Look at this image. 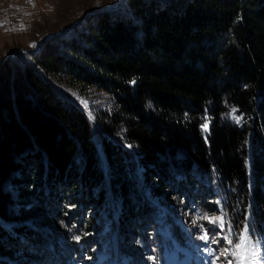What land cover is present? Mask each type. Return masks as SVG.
Instances as JSON below:
<instances>
[{
	"label": "trees",
	"instance_id": "1",
	"mask_svg": "<svg viewBox=\"0 0 264 264\" xmlns=\"http://www.w3.org/2000/svg\"><path fill=\"white\" fill-rule=\"evenodd\" d=\"M84 14L0 54V264L81 259L80 242L91 253L114 233L124 256L160 252L163 224L184 236L174 216L193 229L190 206L205 224L221 214L234 242L261 240L264 0ZM89 90L106 104L82 107Z\"/></svg>",
	"mask_w": 264,
	"mask_h": 264
},
{
	"label": "rangeland",
	"instance_id": "2",
	"mask_svg": "<svg viewBox=\"0 0 264 264\" xmlns=\"http://www.w3.org/2000/svg\"><path fill=\"white\" fill-rule=\"evenodd\" d=\"M115 0H0V54L9 49H26L27 47L35 46L41 36L45 33L50 32L52 29L56 28L62 22L67 19L73 18L82 12L89 13L94 9H101L105 6L111 5ZM89 95L87 99L82 102V107L86 105H91L92 107H102L107 102V95L99 90H89ZM69 194V193H68ZM69 206V205H68ZM192 213L190 214L191 220L194 223L193 229H190L186 223H184L179 217L174 216V224L176 227L182 230L185 234L181 238L180 232L178 238L176 234H168L166 232V225L163 224V231L165 235L169 238V244L178 248V253L176 255L180 256L178 260L173 264H192L195 258H198L196 262L199 264H227L228 260L233 261V264H240V261L236 256L232 255L234 249L226 243L230 235L229 228H221L219 225L220 220L213 224L211 221L208 223L199 222L200 213L198 210L190 206ZM222 217L221 214L217 215L215 218ZM223 223V221H222ZM224 224V223H223ZM207 226V227H206ZM211 227L214 229V235L216 241L221 243L223 248H216L211 241V236L207 234V240L201 239L206 232L205 228ZM92 230H86L82 233L83 237L86 234H90V237L86 240L92 241L96 244L97 236L93 235ZM244 233V232H243ZM244 236L240 239V243L244 242ZM116 235L115 233L108 238L101 240V244L97 242V247L89 251L83 250V254L89 255L90 262L88 264H110L112 258L119 256V249L116 248ZM110 242L109 244H107ZM253 240H251L244 248L239 249L242 257H244L243 264H264V233L261 238V243L258 248L253 247ZM83 242H80L82 244ZM124 247V243L120 244ZM84 246V245H83ZM101 246V247H98ZM109 246V253L111 254L110 259L107 256L106 247ZM168 249V246H167ZM166 246L163 252L157 253L153 249L151 252L142 253L138 258L136 264H153L152 261L158 260L160 263L167 262L165 258ZM227 250L228 255H222V252ZM88 252L90 254H88ZM144 252V251H143ZM154 252V253H153ZM93 253V254H92ZM149 253H153L152 256ZM217 256H216V254ZM15 257H20V255H26L31 257L34 253L30 249H22L14 252ZM99 255V256H98ZM129 256V254H127ZM98 256V257H96ZM175 255H171L173 258ZM94 258L93 260L91 258ZM222 257V259H219ZM165 258V259H164ZM153 259V260H151ZM32 260V258H31ZM93 261V262H92ZM127 260L123 261V264H127ZM67 264H79L76 260L68 259Z\"/></svg>",
	"mask_w": 264,
	"mask_h": 264
},
{
	"label": "snow or ice",
	"instance_id": "3",
	"mask_svg": "<svg viewBox=\"0 0 264 264\" xmlns=\"http://www.w3.org/2000/svg\"><path fill=\"white\" fill-rule=\"evenodd\" d=\"M131 83H135V81H131ZM217 220H220L221 223H220V227L222 228L223 227V217H220V218H214L211 220V222L213 224L217 223ZM231 228H229V232H231ZM244 233H245V236H244V242L243 243H240L239 242V237H237V241L234 242L233 240L231 239H228L226 240V243L230 246H232V248L234 249V251L232 252V255L236 256L237 259L240 261V264H243V260H244V257H242L241 255V252L239 251V249H242L245 247V245H247L250 241V235H249V230L247 228L244 229ZM201 239H204V240H207V232H205V234L203 236L200 237ZM215 239V238H214ZM261 241L259 239H257L256 241L253 242V247L254 248H258L259 245H260ZM222 255H228V252L227 250H225L224 252H222ZM227 264H233V261L231 260H228L227 261Z\"/></svg>",
	"mask_w": 264,
	"mask_h": 264
},
{
	"label": "water",
	"instance_id": "4",
	"mask_svg": "<svg viewBox=\"0 0 264 264\" xmlns=\"http://www.w3.org/2000/svg\"><path fill=\"white\" fill-rule=\"evenodd\" d=\"M87 14H88V13H85L83 16H85V15H87ZM76 22H77V21L73 22V24L76 23ZM66 27H67V26L62 27L61 30H60L59 32H47V33H45V34L42 36L40 42H42V41H43L47 36H49V35H54V34H58V33H60V32H61L62 30H64ZM34 49H38V47H36V48H34Z\"/></svg>",
	"mask_w": 264,
	"mask_h": 264
}]
</instances>
